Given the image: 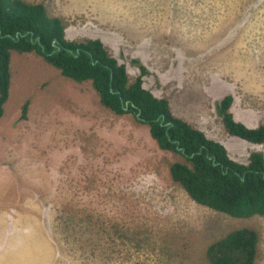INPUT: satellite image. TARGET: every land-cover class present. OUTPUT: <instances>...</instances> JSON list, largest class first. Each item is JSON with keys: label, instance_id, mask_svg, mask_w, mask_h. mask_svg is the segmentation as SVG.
<instances>
[{"label": "rangeland", "instance_id": "obj_1", "mask_svg": "<svg viewBox=\"0 0 264 264\" xmlns=\"http://www.w3.org/2000/svg\"><path fill=\"white\" fill-rule=\"evenodd\" d=\"M27 1L63 17L68 38L101 39L131 80L145 66L146 88L168 98L175 115H197L234 160L264 151L230 135L217 112L231 94L236 120L264 124V0ZM68 84L86 90L69 95ZM27 100L39 109L28 108L25 120ZM112 115L90 80L62 75L36 52H13L0 119V264H209V243L240 227L257 231L254 264H264V216L234 217L194 201L170 175L182 155L157 147L148 125L141 129L157 146L130 136L128 154L116 151L106 167L111 146L98 123Z\"/></svg>", "mask_w": 264, "mask_h": 264}, {"label": "trees", "instance_id": "obj_2", "mask_svg": "<svg viewBox=\"0 0 264 264\" xmlns=\"http://www.w3.org/2000/svg\"><path fill=\"white\" fill-rule=\"evenodd\" d=\"M66 29V20L52 15L44 3L0 0V119L10 96L13 52H36L62 75L90 80L105 107L134 115L148 125L162 150L181 154L182 160L171 163L170 175L194 201L234 217L264 216V151H253L247 163L234 160L223 143L175 115L166 97L144 86L145 66L140 65V74L131 80L127 65L101 39H70ZM232 103L231 94L217 103L227 132L264 144V124L249 127L236 120ZM28 104H23V117ZM258 243L255 229L240 227L210 242L205 253L209 264H254Z\"/></svg>", "mask_w": 264, "mask_h": 264}, {"label": "crops", "instance_id": "obj_3", "mask_svg": "<svg viewBox=\"0 0 264 264\" xmlns=\"http://www.w3.org/2000/svg\"><path fill=\"white\" fill-rule=\"evenodd\" d=\"M59 70V69H58ZM60 71V70H59ZM61 73V72H60ZM128 73H129V69H128ZM62 74V73H61ZM56 76V73L53 74ZM45 81H47V84H44L41 88L42 90L46 91V89H48L50 87V78H47ZM81 83V82H80ZM92 83V82H91ZM93 86V85H92ZM144 86H145V83H144ZM146 87V86H145ZM61 89H64V86H62ZM95 89V88H94ZM86 90V87L84 85H78V86H75V85H70L68 84L66 86V91L69 93H72V92H75L76 94H80L82 92H84ZM100 98V97H99ZM168 99V98H167ZM169 100V99H168ZM29 101V100H28ZM34 105H35V100H31V102H29L28 104V108L29 110L32 111V109L34 111H38L39 107L36 106L34 108ZM171 106V105H170ZM36 108H38L36 110ZM172 108V107H171ZM173 111V109H172ZM113 112V111H112ZM174 113V112H173ZM127 114L129 113H125V114H116L113 112V115L105 118L104 116H101L100 117V120H99V126L100 128H102L105 136H106V139L103 138V140H105V143L107 142L108 140V145L111 146L109 147V149H107V153H108V156H107V159H106V167L109 166V164H111V162L114 161L113 158H111V154L113 155L116 151L119 152L120 149L121 150H124V151H127L126 154H128V152L130 151V149H125V146L128 147V144L130 143L131 141V137H136V139H133L134 143L138 142L139 145L141 144V146L143 145V143H145V141L147 142H150L149 144H153L154 142L149 138L147 137V130H142L141 129V125H144V123H141V122H136L134 120H132L131 118L129 120H127L126 122L124 121V118L123 116H126ZM181 114V113H180ZM130 115V114H129ZM179 116V115H178ZM183 116L182 118L186 121H188L190 124H192L194 127L202 130L205 132V134L210 137V134L207 132L206 128H202L201 126H199V123H196L194 120L195 117H198L197 115H194V116H191V115H180L179 117ZM3 117V116H2ZM1 117V118H2ZM30 117V116H29ZM117 117H121V121L118 122V119ZM25 118V117H23ZM24 120V119H22ZM25 120H27V117L25 118ZM108 120V121H107ZM61 121V119L59 121H57V123H59ZM128 127V130H125V127ZM56 127V126H55ZM87 128L89 129H92L93 130V127L92 126H87ZM98 128V125L97 127ZM149 128V127H148ZM150 132V130H149ZM112 133V135H110ZM132 133L134 134V136H132ZM59 134H60V138L62 137H65V136H70L69 132L66 131V130H63V129H59ZM98 136L100 137V135L98 134ZM131 136V137H130ZM143 136V139L141 138ZM103 137V136H102ZM152 137V136H151ZM211 138V137H210ZM216 137H213V139H215ZM102 139V138H100ZM217 140V139H215ZM217 141H220V140H217ZM156 142V141H155ZM221 142V141H220ZM157 143V142H156ZM223 143V142H221ZM100 144V143H99ZM98 142H97V145H99ZM117 144H120V145H117ZM155 144V143H154ZM116 145V146H115ZM158 145V144H157ZM155 144V146H157ZM120 147V148H119ZM159 147V146H157ZM160 148V147H159ZM104 150H106V147L103 148ZM161 149V148H160ZM103 154V153H100V155ZM105 158L102 160V162H104ZM129 160V159H128ZM127 161V163H129L130 161ZM122 162L125 164V159L122 158ZM111 169H113V166H111ZM108 174V173H107Z\"/></svg>", "mask_w": 264, "mask_h": 264}]
</instances>
